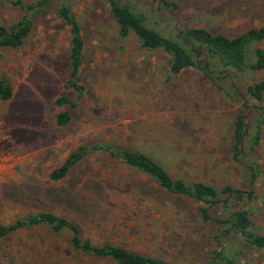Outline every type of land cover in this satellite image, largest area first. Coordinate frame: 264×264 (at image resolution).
<instances>
[{"label": "rangeland", "instance_id": "rangeland-1", "mask_svg": "<svg viewBox=\"0 0 264 264\" xmlns=\"http://www.w3.org/2000/svg\"><path fill=\"white\" fill-rule=\"evenodd\" d=\"M10 1L0 0V25L6 27L24 13ZM124 1L165 35L204 27L237 37L264 25V0H167L178 5L174 10L160 0ZM68 3L85 43L77 78L82 94L68 85L70 31L56 12L35 21L21 48L0 50V78L14 91L10 101L0 100V224L49 212L72 221L94 245L205 264L217 228L200 220L202 203L169 194L104 151L85 157L64 179L51 180L81 146L116 143L154 158L175 180L252 187L254 199L236 207L248 209L253 227L264 235V101L247 92L264 79V69L214 66L217 83L196 69L172 77L165 54L146 51L134 35L119 36L104 0ZM256 48H264V41L251 46L249 58ZM61 97L75 105H57ZM65 111L71 120L61 127L57 116ZM238 114L249 125L242 163L232 151ZM250 167L257 171L254 183ZM71 236L46 226L0 236V264H114L76 255ZM233 250L238 264H264V250L243 243Z\"/></svg>", "mask_w": 264, "mask_h": 264}, {"label": "trees", "instance_id": "trees-1", "mask_svg": "<svg viewBox=\"0 0 264 264\" xmlns=\"http://www.w3.org/2000/svg\"><path fill=\"white\" fill-rule=\"evenodd\" d=\"M10 2L24 13L22 19L16 24L9 27L0 25V50L21 48L31 34L35 21L51 12H56L58 19L68 26L70 31L68 53L71 70L68 85L82 94L84 87L79 85L77 78L83 64L85 43L81 25L68 0H35L30 3H25L23 0H11ZM104 2L108 5L110 16L117 24L119 36L125 39L134 35L146 51L165 54L168 57V68L172 77L178 76L187 69H196L217 83L215 75L210 72L211 67L214 66L239 72L246 70L257 72L264 69V48H256L252 50L253 54L250 58L248 56L253 44L264 41V25L250 29L237 37L217 34L204 27H188L165 35L160 30L150 27L147 23V16L136 11L124 0H104ZM159 5L170 10L178 7L176 3L167 0H160ZM247 92L252 99L263 102L264 79L249 85ZM13 95L12 85L2 75L0 100L10 101ZM56 103L59 106L75 105L69 97H61ZM70 120L71 116L68 111L57 116V124L61 127L67 125ZM248 130L249 125L245 117L238 114L233 123L232 151L234 159L240 163L243 161L242 155H245ZM254 141L257 145L259 135ZM98 151L108 152L120 159L126 166L146 175L169 194L202 203L198 212L200 220L212 223L217 228L213 237L215 248L205 264H238V253L234 252L233 246L241 245V243L254 249L264 250V235L253 227L250 212L248 209L236 207L245 200L254 199L252 187L249 191H244L231 185L215 187L203 181L175 180L154 158L116 143L81 146L51 174V180L58 182L64 179L80 161ZM250 168L253 171L252 183H254L257 171L253 167ZM219 209L220 214L213 213V210L218 211ZM40 226H46L54 233L69 230L72 233L70 245L76 255L107 260L114 264H182L130 251L118 245H94L90 240H83L80 237L79 229L72 221L49 212L29 214L8 226L0 224V236L4 237L19 230Z\"/></svg>", "mask_w": 264, "mask_h": 264}]
</instances>
